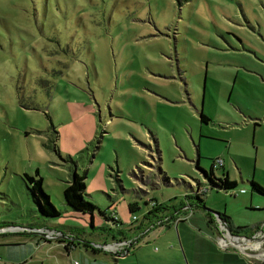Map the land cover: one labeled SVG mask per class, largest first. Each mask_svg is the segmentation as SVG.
Masks as SVG:
<instances>
[{
  "label": "rangeland",
  "instance_id": "374dc122",
  "mask_svg": "<svg viewBox=\"0 0 264 264\" xmlns=\"http://www.w3.org/2000/svg\"><path fill=\"white\" fill-rule=\"evenodd\" d=\"M214 160L213 176L235 187L210 186L204 208L243 228L233 235L260 229L264 197L250 182L264 189V0H0L4 261L19 249L4 241L24 243L11 226L87 232L104 213L127 228L149 199L171 206L207 184ZM73 171L91 214L63 202ZM35 172L55 218L36 211L22 177ZM188 213L175 227L187 241L221 237L214 215L210 226L199 207Z\"/></svg>",
  "mask_w": 264,
  "mask_h": 264
},
{
  "label": "crops",
  "instance_id": "0c3cea01",
  "mask_svg": "<svg viewBox=\"0 0 264 264\" xmlns=\"http://www.w3.org/2000/svg\"><path fill=\"white\" fill-rule=\"evenodd\" d=\"M252 194L254 195L250 193L249 197ZM145 204L146 212L143 220L140 223H136V218L135 221L130 220V226L127 228H122L116 221L112 222L109 216H104L102 226L94 230L92 223L90 231L87 232L80 227L63 226L61 228L58 225L50 228L44 226L34 228L61 233V237L51 240L43 238L36 232H22L24 243L21 245L15 241H4L3 243L5 246L19 247L17 251L14 250L16 254L12 255L17 258V262L4 261L5 259L0 255L2 259L0 264H264V240L260 245L250 241L254 236L260 239L264 237V224L260 229L256 228L252 232L243 234L244 236L235 235L233 240L226 233H221L219 237L216 231L218 237L215 238V244L211 240L212 235L206 230L202 238H197L196 236L200 235L196 234V239L189 242L187 240L190 238H185L189 236L186 232L175 229L179 223H183V220L177 221V219H181L186 214H188L186 220L190 217L187 212L191 207L184 199L178 204L166 206L165 210H160L161 212L155 219L151 215L147 216V212L151 209L148 203ZM135 206L138 209L136 203ZM156 219L158 220L155 221ZM154 221L165 222L158 225L160 228L154 229L156 226ZM172 225L174 229L170 233L167 227ZM26 227L33 228V226ZM218 230L220 231V228ZM2 235L5 234H0ZM222 236H224L223 240H221ZM120 239H133V243L128 248V253L119 258H113L90 247V244H102ZM157 239H162L163 246L154 247L152 245ZM202 239L203 244H201ZM187 242L189 244L184 247Z\"/></svg>",
  "mask_w": 264,
  "mask_h": 264
},
{
  "label": "trees",
  "instance_id": "16d2710c",
  "mask_svg": "<svg viewBox=\"0 0 264 264\" xmlns=\"http://www.w3.org/2000/svg\"><path fill=\"white\" fill-rule=\"evenodd\" d=\"M204 118L201 116L200 120H203ZM212 166L210 167L208 172L201 171L203 177L207 181V184L204 183V186L199 187V184H196L195 186H189V193H186L183 196V199L185 202L189 204L190 207H199L200 209L204 210L205 217L207 219L208 225L213 224V216L215 213L206 210L203 206L202 202V197L204 194L211 189V187H214L215 189L219 190H230L235 187L234 181H229L226 174H222L221 177L215 178L213 176L212 172ZM23 180L25 182L26 187L28 188L33 204L36 208V211L39 216L44 217V218H55L59 215V212L53 207V205L50 203L48 196L44 193L42 190V181L41 178L38 177L37 172L33 176L30 175H22ZM84 175L79 176L76 174L74 171L72 172L70 176V180L67 183L66 187L62 191V198L64 204L74 212L78 213H88L91 214L93 211L96 209L93 205L90 203L84 201L82 194L84 191ZM211 186V187H210ZM199 188H204L205 193L202 195H196L195 192ZM250 189L252 192H255L258 195H261L264 197V189L259 186L258 184L254 182H250ZM148 202H153L156 203L154 200L149 199ZM156 207L152 208L149 212H147V216L149 215H155L156 212H159L160 210H165L166 206H162L161 204L156 203ZM135 203H130L127 205V209L129 213H133L136 208H135ZM101 216H105L104 213H100ZM111 215V213H110ZM220 219H222L226 225L228 226L229 229H231V232H239L242 231L243 228H231L230 224L228 223L227 217H225L223 214H217ZM112 220V218H109Z\"/></svg>",
  "mask_w": 264,
  "mask_h": 264
},
{
  "label": "built area",
  "instance_id": "2783aa9c",
  "mask_svg": "<svg viewBox=\"0 0 264 264\" xmlns=\"http://www.w3.org/2000/svg\"><path fill=\"white\" fill-rule=\"evenodd\" d=\"M221 162L219 160H214L212 161V169H215L218 166H220ZM203 193H205V189L204 188H199L196 190L195 194L196 195H202ZM234 195L236 193L238 194H243L244 191L243 190H239L238 192H233ZM148 205L150 207V209L156 207V203L153 202H148ZM189 206V205H188ZM187 207V206H186ZM185 210V208H183ZM189 210V209H188ZM188 213V212H187ZM188 214H186L185 216L181 217V219H177V221L179 220H186ZM112 218V222H115V218L113 217V215L111 216ZM131 222L135 221V217L132 216L131 217ZM162 222V221H161ZM165 221H163L164 223ZM160 222H157L155 225L158 226ZM264 227V225H263ZM218 228H220V231L222 234L225 233L224 229L222 228V226L220 224H218ZM10 232L14 231L15 233H22V232H36L37 234H40L43 238L47 239V240H51V239H55L58 237H61V233L56 232V231H51V230H42V229H28V228H22V227H15V226H11L9 227ZM3 229H0V232H2ZM13 233V232H12ZM225 238H226V234H225ZM224 239V236H222V239ZM235 238H232L231 240H233ZM264 240V237L262 236V238H257L256 236H254L253 238L250 239V241H253V243L257 244H262ZM133 243V239L128 240V239H120V240H114V241H110L108 243H102V244H90V247L93 250H98L100 252L106 253L110 256H112L113 258H119L122 256H125L128 253V248L132 245Z\"/></svg>",
  "mask_w": 264,
  "mask_h": 264
},
{
  "label": "water",
  "instance_id": "95a60500",
  "mask_svg": "<svg viewBox=\"0 0 264 264\" xmlns=\"http://www.w3.org/2000/svg\"><path fill=\"white\" fill-rule=\"evenodd\" d=\"M215 213V212H213ZM214 216L217 218V222L222 226V228L224 229L225 233L227 234V236L229 238H233V237H236L235 235H233V233L229 230L228 226L226 225V223L220 219L218 217V215L215 213Z\"/></svg>",
  "mask_w": 264,
  "mask_h": 264
}]
</instances>
